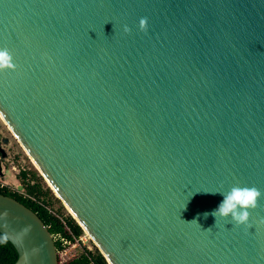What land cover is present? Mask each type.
I'll use <instances>...</instances> for the list:
<instances>
[{
    "label": "water",
    "instance_id": "obj_1",
    "mask_svg": "<svg viewBox=\"0 0 264 264\" xmlns=\"http://www.w3.org/2000/svg\"><path fill=\"white\" fill-rule=\"evenodd\" d=\"M0 47V114L108 264H264V0H0ZM233 185L247 225L211 214ZM0 233L59 264L1 193Z\"/></svg>",
    "mask_w": 264,
    "mask_h": 264
},
{
    "label": "trees",
    "instance_id": "obj_2",
    "mask_svg": "<svg viewBox=\"0 0 264 264\" xmlns=\"http://www.w3.org/2000/svg\"><path fill=\"white\" fill-rule=\"evenodd\" d=\"M21 181L25 187V194L19 192V190H13L9 186H4L0 184V193L6 196L15 198L35 213L44 221L50 233L52 235L62 234L67 238H71L65 229L63 221L55 215L51 210L52 198L51 190L45 189L41 184V179L36 174L29 177V173L22 171L20 174ZM71 228L73 234L79 237L83 234V229L71 216H60ZM57 248H59V243H56ZM18 259V253L15 247L9 242V240L0 233V264H15ZM90 259L94 261L95 264H108L105 257L101 254L99 250L94 253L86 250L79 258L72 260L69 264H90Z\"/></svg>",
    "mask_w": 264,
    "mask_h": 264
},
{
    "label": "rangeland",
    "instance_id": "obj_3",
    "mask_svg": "<svg viewBox=\"0 0 264 264\" xmlns=\"http://www.w3.org/2000/svg\"><path fill=\"white\" fill-rule=\"evenodd\" d=\"M0 147L6 153L4 158L0 160L3 166L4 176L0 177V184L4 186H9L13 190H19L21 193H25V187L20 178L22 171L29 173L31 178L33 174L39 176L41 179V184L45 189L51 190L52 206L51 210L54 214L59 216L60 214L64 217L71 216L69 208L63 203V201L56 195L55 191L51 188L49 183L45 180L40 171L35 167L34 162L31 160L25 149L22 147L16 136L10 131L8 126L0 117ZM60 215V216H61ZM76 221V220H75ZM77 222V221H76ZM78 223V222H77ZM88 235V234H87ZM81 237L84 238V242H80L78 245L69 246L67 251L62 254V260L64 258H71L73 256L79 255L86 250H91L95 252L99 250L96 247L95 242L91 238L85 239V232ZM100 251V250H99Z\"/></svg>",
    "mask_w": 264,
    "mask_h": 264
},
{
    "label": "clouds",
    "instance_id": "obj_4",
    "mask_svg": "<svg viewBox=\"0 0 264 264\" xmlns=\"http://www.w3.org/2000/svg\"><path fill=\"white\" fill-rule=\"evenodd\" d=\"M137 27L140 31H145L147 29V18L141 17ZM123 31L125 33L130 31L128 25L123 26ZM14 67L10 51L7 48L0 47V71L14 69ZM211 193H219L222 196V200L211 214L215 218L217 216L230 218L236 225L249 224V210L257 207L258 200L262 195L260 190L255 186L241 185H233L227 190H217ZM204 215L207 216L208 213L205 212ZM259 223L264 224V217L259 218Z\"/></svg>",
    "mask_w": 264,
    "mask_h": 264
},
{
    "label": "built area",
    "instance_id": "obj_5",
    "mask_svg": "<svg viewBox=\"0 0 264 264\" xmlns=\"http://www.w3.org/2000/svg\"><path fill=\"white\" fill-rule=\"evenodd\" d=\"M25 194V193H24ZM59 218L63 221L64 225H65V229L68 232V234L71 236V238H67L65 236H63L62 234H55L53 235V239L55 241V243H59V248H57V254H58V260H59V264H69L72 260L79 258L82 254L85 253V251L79 255L73 256L71 258H64V260H62V254L64 252L67 251V248L73 245H78L80 242H84V238L81 237V235L79 237H76L71 228L68 227V225L66 224V222L59 216ZM85 232V231H84ZM90 238L89 235H87V233L85 232V239ZM91 251V250H88ZM90 264H95L94 261H92L90 259Z\"/></svg>",
    "mask_w": 264,
    "mask_h": 264
},
{
    "label": "bare ground",
    "instance_id": "obj_6",
    "mask_svg": "<svg viewBox=\"0 0 264 264\" xmlns=\"http://www.w3.org/2000/svg\"><path fill=\"white\" fill-rule=\"evenodd\" d=\"M0 117H1V119L5 122V124L8 126V128L10 129V131L14 134V132H13V130L9 127V125H8V123L6 122V120L3 118V116L0 114ZM15 135V134H14ZM16 136V135H15ZM22 145V144H21ZM23 148H24V146H22ZM25 151H26V149H25ZM27 152V151H26ZM27 154L29 155V153L27 152ZM29 157L31 158V160L34 162V160L32 159V157L29 155ZM34 165H35V167L40 171V169L38 168V166L36 165V163L34 162ZM40 173H41V171H40ZM42 174V173H41ZM45 179H46V177H45ZM46 181L49 183V181L46 179ZM49 185L51 186V188L53 189V191H55V189L53 188V186L49 183ZM55 193H56V195L60 198V196H59V194L55 191ZM61 199V198H60ZM62 200V199H61ZM64 203V202H63ZM65 204V203H64ZM66 205V204H65ZM67 206V205H66ZM68 207V206H67ZM69 208V207H68ZM69 211H70V213L73 215V217L74 218H76L75 217V215L73 214V212L70 210V208H69ZM93 240V239H92ZM94 241V240H93ZM95 242V241H94ZM95 244H96V242H95ZM96 246H97V244H96Z\"/></svg>",
    "mask_w": 264,
    "mask_h": 264
},
{
    "label": "flooded vegetation",
    "instance_id": "obj_7",
    "mask_svg": "<svg viewBox=\"0 0 264 264\" xmlns=\"http://www.w3.org/2000/svg\"><path fill=\"white\" fill-rule=\"evenodd\" d=\"M1 156V155H0Z\"/></svg>",
    "mask_w": 264,
    "mask_h": 264
}]
</instances>
